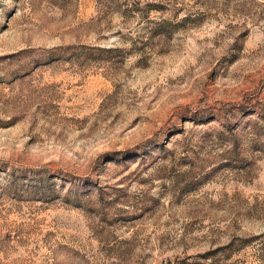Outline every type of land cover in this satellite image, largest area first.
I'll return each instance as SVG.
<instances>
[{
  "label": "rangeland",
  "instance_id": "obj_1",
  "mask_svg": "<svg viewBox=\"0 0 264 264\" xmlns=\"http://www.w3.org/2000/svg\"><path fill=\"white\" fill-rule=\"evenodd\" d=\"M0 264H264V0H0Z\"/></svg>",
  "mask_w": 264,
  "mask_h": 264
}]
</instances>
